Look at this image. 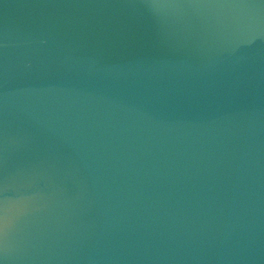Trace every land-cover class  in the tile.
<instances>
[{
	"label": "water",
	"instance_id": "obj_1",
	"mask_svg": "<svg viewBox=\"0 0 264 264\" xmlns=\"http://www.w3.org/2000/svg\"><path fill=\"white\" fill-rule=\"evenodd\" d=\"M0 264H264V0H0Z\"/></svg>",
	"mask_w": 264,
	"mask_h": 264
}]
</instances>
